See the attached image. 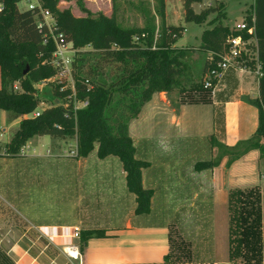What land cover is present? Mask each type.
Returning <instances> with one entry per match:
<instances>
[{"label":"crops","instance_id":"0c3cea01","mask_svg":"<svg viewBox=\"0 0 264 264\" xmlns=\"http://www.w3.org/2000/svg\"><path fill=\"white\" fill-rule=\"evenodd\" d=\"M246 11H242L243 19L249 14L252 20L254 11ZM224 20L222 24L231 28ZM206 29L210 27L205 25L202 33ZM247 46V70H228L203 103L175 106L168 94L154 93L142 107L137 119L151 124L143 133L140 150L129 135L136 158L148 164L141 170L142 188L152 192L148 214H135L136 196L127 190L126 173L121 162L114 159L117 157L100 158L99 188L107 189L103 191L111 194V202L106 203L105 192L90 203L89 195L85 197L86 193L76 192L67 183L75 192L76 202H84V208L76 204L77 213L81 210L82 215L69 218L66 225L20 219L3 207L0 198V264H173L175 253L184 249L188 252L186 264H264V169L260 152L250 150L230 165L224 156L215 167L196 169L197 164L212 162L221 154L209 137L217 145L231 148L252 138L258 128L254 103L258 100L260 63L255 39L249 38ZM192 106L203 107L199 119L190 117L187 107ZM195 121H203L204 128H195ZM12 122L19 128V121ZM35 139L41 147L53 143L52 138L50 143L43 137H32L27 144L36 143ZM249 190L258 191L261 212L260 253L256 257L244 246L239 255L232 252L236 247L231 236L232 193ZM203 208L211 215L208 224L199 219ZM155 217L162 221L153 223ZM50 228H77L80 237L84 231L103 230L105 235L85 243L80 239L51 241L43 235ZM68 242L79 247V261L63 254Z\"/></svg>","mask_w":264,"mask_h":264},{"label":"trees","instance_id":"16d2710c","mask_svg":"<svg viewBox=\"0 0 264 264\" xmlns=\"http://www.w3.org/2000/svg\"><path fill=\"white\" fill-rule=\"evenodd\" d=\"M42 1L57 21V32L63 33L64 40L78 51L71 66L74 90L63 83L55 84L51 92L58 104L53 102L38 117L31 116L39 107L33 85L57 73L48 61L54 45L52 41L44 44L47 32L37 29V19L31 11L18 10L21 0H0V110L9 114L10 121H19L18 130L7 144V153L15 156L28 139L46 135L61 142L75 139L77 158L86 157L96 146L99 159L110 156L120 159L127 190L136 196L135 214H148L152 192L141 184V170L148 164L135 156L129 123L138 117L154 93L169 95L176 90L180 95L188 94L187 102L181 104L203 103L212 90L203 89L202 78L215 66L216 55L226 49L227 38L238 33L224 26L221 19L213 26L209 21L212 27L204 30L198 47L208 55L214 54L213 60L209 62L207 55L200 71H196L197 66L190 63L194 48L173 46L180 36L168 39L167 31H163L155 40L154 27L147 21L143 27L122 29L114 19L102 14L92 18L79 0L77 4L85 16L78 18L68 10H55L57 0ZM200 2L184 0L186 22L201 25L210 15L218 13L216 7H209L196 14L192 5ZM252 10V20L249 14L244 20L255 29L254 34L243 32L242 37L254 38L257 45L260 76L254 106L259 116L258 128L252 138L231 148L212 141L221 154L212 162L197 164L198 170L217 166L224 156H228L230 165L250 150L260 152L264 169V0H254ZM161 11L159 6L157 13L162 15ZM144 34L146 39L141 38ZM14 82H19L20 92L14 90ZM200 86L204 92H190ZM80 102H86L87 106L75 109ZM231 208L230 221L234 224L231 236L236 242L233 255H239L244 246L246 252L258 256L261 241L258 191L232 193ZM104 235L103 230L84 231L80 241L85 243L89 238Z\"/></svg>","mask_w":264,"mask_h":264},{"label":"rangeland","instance_id":"374dc122","mask_svg":"<svg viewBox=\"0 0 264 264\" xmlns=\"http://www.w3.org/2000/svg\"><path fill=\"white\" fill-rule=\"evenodd\" d=\"M79 1L92 18L95 19L99 14H102L109 19H114L116 24L122 29L143 27L147 21V24L150 23L154 27L155 40L161 36V32L163 31H167L168 39L180 36L175 41L174 47L185 48L186 45L189 48H194L190 63L193 66H197L198 70L196 71H200L202 63L208 55L207 52H202L198 47L205 25L211 28L216 21L220 22L223 20L222 16L227 14L224 22L231 25L230 27H235L243 21V9L247 10L246 13L253 11V0H201L199 4L192 6V10L196 14L201 13L203 9L209 7H216L218 13L210 15L201 26H197L193 23L186 22L184 0H151L148 2H140L137 0ZM159 6L162 7V15L157 13ZM17 8L20 12L25 11V2H20ZM44 8L48 10L47 7ZM55 8L59 12L68 10L76 18L85 16L81 12L77 0H57ZM209 21H212V26H209ZM55 22H57L56 19ZM141 38L146 39L147 36L144 34ZM73 49L77 51L75 48ZM107 74H109V69H107ZM56 82H58L57 79H50V81L44 80L39 84L33 85L36 89L35 96L39 105L37 111L42 112L45 108L54 104L51 90ZM68 83L70 84V82ZM13 88L17 92L22 90L19 88V82H14ZM200 91L204 92L201 86L198 89L192 88L190 90V92L196 93H200ZM186 97L188 98V94L183 96L176 90L169 94L170 101L175 106H179L182 101L187 102L188 99ZM81 106L77 105L78 108ZM193 107H187V110L188 113L191 112L190 117L196 120L202 116L203 107ZM148 121L143 118H135L134 121L129 123V133L134 138V143L138 150L141 149L144 143L143 133L148 129L147 125L151 124ZM201 122L202 124H199L195 121V125L193 126L195 128H204V122ZM17 129L18 126L10 121L9 114L0 110V195L3 197L0 198L3 207H7L11 214H16L20 219H22L21 217H25L26 219H32L39 223L57 221V223L66 225V221L69 218L75 217L76 214L78 216L82 215L81 210H79L80 214L77 213L76 204L78 207L84 208V202H76V196H73L75 193L73 189H77L76 192L81 194L86 193L84 194L85 197L89 195V198H91L89 199L90 203H93L98 195L106 192V203L111 202V194L103 191L107 189L102 190V187L99 188L102 183L98 182L101 172L98 167L101 160H99L96 154V146L86 156L87 159H77V157L74 158L69 154L70 151H75L76 149L75 139L64 140L67 144L58 140L55 143L54 140H50L51 138L46 135L43 138L50 140V143L52 141V145L49 144L41 147L39 146L38 139H35L36 143H26L22 147V150L17 152L18 155L11 156L7 153V142H10L11 137ZM204 133L202 131L201 134ZM198 135L200 134L198 133ZM213 139V137H209L210 143ZM57 143L59 145L56 146ZM114 159L117 163L120 162L119 159ZM112 168L114 171V166ZM67 183L72 185L71 188L73 189L68 188ZM70 194H72V198H70ZM15 197L16 199L18 197L19 200L17 201ZM210 217L211 215L208 213V209L203 208L199 219L208 224ZM156 221L159 222L162 219L155 217L152 222L155 223ZM180 224L186 226L185 223L180 222ZM201 224L203 229H205V224ZM188 234L187 232L186 235ZM193 236L192 234V238ZM187 254L188 252L185 249L184 251L180 250L176 252L175 257L172 258V263L186 264Z\"/></svg>","mask_w":264,"mask_h":264},{"label":"built area","instance_id":"2783aa9c","mask_svg":"<svg viewBox=\"0 0 264 264\" xmlns=\"http://www.w3.org/2000/svg\"><path fill=\"white\" fill-rule=\"evenodd\" d=\"M142 2H148L151 0H137ZM25 2L26 10L31 11L36 17L37 29L40 32L46 30L47 33L44 44L52 41L54 49L49 59V64L56 70V75L50 79H57L58 82L55 84H65V86H70L74 90L73 79H72V64L75 60L76 53L72 47V44L64 40L63 33L57 32L55 18L51 13L46 10L43 6L42 0H21ZM236 33L235 37H228L225 43L226 49L219 55H216L217 60L215 61V66L211 69H208L203 78L202 84L203 89L212 90L221 80L222 76L228 70H247V40L242 37V33L245 32L248 35L252 36L255 29L252 26H248L247 22L243 19L242 23L238 26L231 27ZM137 40V39H136ZM212 53H209L208 60L211 62L213 60ZM50 79H46L50 81ZM70 82V84L68 83ZM54 84V85H55ZM81 107L87 106L86 102H80ZM75 109H79L78 107ZM80 107V108H81ZM41 112L36 111L31 116L38 117ZM70 156L76 157L77 151H70ZM43 235L48 237L51 241L56 238L63 240H72L80 239V231L77 228H50L49 231H44ZM63 254L66 258L74 261H79L81 255L79 252V247L72 244L71 242L67 243L63 248Z\"/></svg>","mask_w":264,"mask_h":264},{"label":"water","instance_id":"95a60500","mask_svg":"<svg viewBox=\"0 0 264 264\" xmlns=\"http://www.w3.org/2000/svg\"><path fill=\"white\" fill-rule=\"evenodd\" d=\"M55 104H58V101L57 100H54Z\"/></svg>","mask_w":264,"mask_h":264}]
</instances>
